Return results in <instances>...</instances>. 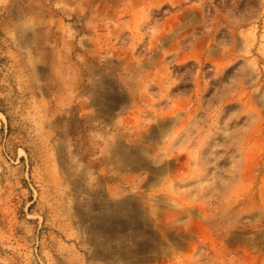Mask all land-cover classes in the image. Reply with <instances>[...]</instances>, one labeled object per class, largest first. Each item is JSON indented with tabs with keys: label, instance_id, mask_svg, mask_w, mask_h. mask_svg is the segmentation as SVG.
I'll use <instances>...</instances> for the list:
<instances>
[{
	"label": "rangeland",
	"instance_id": "rangeland-1",
	"mask_svg": "<svg viewBox=\"0 0 264 264\" xmlns=\"http://www.w3.org/2000/svg\"><path fill=\"white\" fill-rule=\"evenodd\" d=\"M0 264H264V0H0Z\"/></svg>",
	"mask_w": 264,
	"mask_h": 264
}]
</instances>
